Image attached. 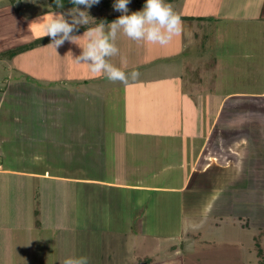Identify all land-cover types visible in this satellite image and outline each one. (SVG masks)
Masks as SVG:
<instances>
[{
  "label": "rangeland",
  "instance_id": "obj_1",
  "mask_svg": "<svg viewBox=\"0 0 264 264\" xmlns=\"http://www.w3.org/2000/svg\"><path fill=\"white\" fill-rule=\"evenodd\" d=\"M246 1L166 0L175 12L191 15L201 13L210 18V21H193L195 38L183 54L171 60H154L126 71L130 73L136 70L139 73L134 80L129 78L127 82H121L105 78L99 87L96 86L97 95L84 93L75 95L79 99L66 97L62 107L67 108L68 112L64 114L74 119L71 122L75 127L79 130L89 129L88 134L92 136L104 137L103 145H107V148L109 139L111 142L117 140L118 149L111 160H106V154L104 160L95 152L92 157L97 158L99 163L92 159L93 165L82 168V173L97 174L104 178L121 173L132 183L141 177L146 183L167 187L182 185L188 164L185 167L184 163L195 161V152L204 143V135L210 127L209 114L215 112L222 97L230 92H257L264 87V58L261 56L264 54V35L260 34L261 31L254 24L251 26L239 20L246 14V10L259 11V5L262 6L263 2L254 0V8L245 9L243 3ZM144 2L131 0L129 10H140ZM218 2H221L220 5ZM50 7L53 9L47 0L40 8L48 11ZM231 8L236 10L234 20L215 23V12L224 13ZM26 11L28 15L32 14L34 7L30 5ZM60 12L65 13L71 22L68 11ZM89 13L96 19L89 17V24L105 16L120 14L113 9V0H100L89 9ZM3 17L0 12V25L5 21L3 30L7 31L4 40L0 36V51L14 50L16 45L23 47L25 43L37 38L38 34H42L30 25L36 17L30 23L21 24L18 18L12 17L14 25H8L9 20L6 22ZM2 28L0 26V30ZM215 59L220 62L219 68H213ZM171 65L176 68L172 73L168 72ZM6 67L0 65V75L8 71ZM12 72L14 79L23 76L17 69ZM6 75L10 78L11 72L8 71ZM24 78L27 77L24 75ZM194 78H199V81ZM231 97L226 98L228 102L223 106L219 129L228 128L223 123L229 122L231 107L236 110L239 107L244 110L246 107L242 100H236L240 103L238 105L233 104ZM29 98L22 107L17 103L18 106L9 110V115L6 114L7 106H4V110L0 111V128L6 125L18 130L22 128L18 123L8 120L19 109L27 118L32 115ZM253 102L257 105L255 109H262L260 100L255 99ZM253 117L250 118V125L260 128L256 125L257 117ZM39 126V130L43 131L46 123L44 126L40 121ZM216 138L213 135L206 141L208 147L201 156L200 170L205 165L209 166V170L205 176L195 174L184 192V209L176 193H152L144 223L143 217L139 218V215L132 218L129 216L130 197L126 191L82 186L76 191L75 199V195L72 196L73 201L68 210L62 207L67 212L71 211L69 214L72 220L67 216L64 221L76 223L75 231L60 229L59 232L58 229L53 236L42 231L36 234V239H40V242H36L28 231L27 234L22 233L24 236L19 234L14 239H8L6 232L1 229L0 264H59L60 259L69 255L87 256L89 264H258L264 260V255L259 253L260 247L264 254V152L253 151L249 154L253 177L246 185L244 156L247 154L239 153L241 159L233 162L231 168L230 151L221 148L220 144L216 145ZM17 139L5 143L6 148L19 151H10L4 160L12 166L27 167L29 163L23 160L24 154L22 157L20 152L22 145L19 141L17 143ZM80 155L78 162L83 161ZM119 159L121 163L117 166ZM111 162L116 165L113 166ZM256 162H260L259 168H254ZM235 170L238 174L237 186L226 179ZM13 179L12 176L0 175V226L23 228L27 226L28 218L13 216L16 208L4 195V185L7 182L10 184ZM219 179H222V184H219L222 190L216 188ZM230 187L234 189L230 190ZM4 197L5 201L2 202ZM178 228V235L181 236L182 232L184 235L180 239H176L177 234L167 237L159 233L149 234V231L163 232L166 229L173 233ZM204 244L213 246L211 254L217 255V258H208L203 254L206 251L204 249L201 250V257H198L199 254L192 255L188 263H185L181 253H174L176 249L183 252L186 248L197 251Z\"/></svg>",
  "mask_w": 264,
  "mask_h": 264
},
{
  "label": "crops",
  "instance_id": "obj_2",
  "mask_svg": "<svg viewBox=\"0 0 264 264\" xmlns=\"http://www.w3.org/2000/svg\"><path fill=\"white\" fill-rule=\"evenodd\" d=\"M222 1L224 0H221V2ZM221 2H218V5H220ZM262 2V6L259 5V11L254 12L246 10V14L240 17L239 20L251 26L254 24L256 29L258 30L259 28V31H261L260 34L264 35V0H262ZM45 3H47V0H0V12L4 16L3 20H6V22L9 20L8 25H14L13 18H18L20 24L23 22L30 23L35 17L37 19V17L43 14H51L55 11V9H51V7L48 11L41 9ZM254 4V0H247L243 3V8H254ZM30 5L34 7V11L32 14L29 13L28 15L26 9L29 8ZM176 14L179 16H192L193 18H181V30L173 36L169 44L161 46L159 44H151L144 41L137 42L131 40L121 32L118 33L115 41L119 52L116 56L111 57L110 61L117 67H121V58L123 57L127 62V66L124 70L130 71L136 66H141L154 60L167 58L171 60V58L173 59L183 54L185 50L193 44L195 38L193 21L198 19L200 22H204L210 18L205 17V15L201 13L191 15L184 12H176ZM235 14V8H231L224 13L215 12L213 18L215 23H218L224 20H234ZM6 17H8V19H6ZM95 24L96 23L93 22V24H89V26H94ZM0 26L3 27L0 30V36H2L1 39L4 40V36L7 34V31L5 32L3 30L5 28V21ZM87 27L88 25L84 30L75 32L73 35H82ZM12 31H14V29H12ZM16 31L17 29L15 32ZM37 39L38 38H35L25 43V46L22 47L23 49L15 55L9 56V51L5 52L6 50L0 51V65H6L8 71L11 72L10 78L6 75L8 72H6V70L0 75V111L6 105V114L9 115L10 109L18 105L20 107L25 105L28 101L27 97L29 96L30 111H33V113L31 112L32 115L28 118L21 113L20 109L19 111H14L17 113L8 121L11 120L18 123L22 127L20 130L12 127L9 128L7 125L6 127L2 126L0 128V175L4 177L6 175L14 177L13 182L11 181L10 184L7 182V184L4 185V195L5 197L7 196V201L14 206V209L16 208L15 212L12 213L13 216L28 218L26 219L27 226L23 228L11 227L7 224H5L7 227L0 226V230L2 229L6 232V238L14 239V236L22 234L23 232H25L23 234H27L26 232L28 231L37 242V240L39 241L40 239H36V234L42 233V231L50 233L51 236L55 235L58 229L59 232L60 229L62 231L63 229L75 231L76 223L73 224L72 222L64 221L67 216L72 220V216L69 214L71 211L67 212L65 209H62V207L66 209L69 208V205L72 204L71 201H73L72 196L75 195V199L77 194L76 191L82 186H100L105 189L115 188L126 191L128 197H130L128 199L129 210L131 212L129 216L132 218L133 216L139 215V218L143 217L142 222L144 221V223L146 222V207L147 204L151 202L150 195L152 193H176L180 200V205L182 209H184L186 202L184 192L189 187L195 174L201 173L205 176L209 170L208 165H205L204 169L200 170V161L201 156L206 153L208 147L206 141H209L213 135L217 137L216 145L220 144L221 148L225 147L230 151L231 157L229 159L231 168L233 166L232 164H234L233 162H237L239 158L241 159L239 153L243 152L242 154H247L244 156L246 162L245 184L247 185L248 182H250L253 173L250 171L249 154L253 151L258 153L264 152V87L257 92H230L226 95L227 97H222L215 112L209 114L211 118L210 127L204 135L206 136L204 143L199 147L198 151L195 152V156L197 154L195 161L184 163L185 167L186 163L188 164L187 169L185 168V178L180 187H167L156 183H146L141 177H138L136 183H132V181L124 178L121 173H115L111 178L99 177L97 174L91 175L87 172L85 174V172L82 173L80 170L93 165L94 160L96 163H99L97 158L92 157L95 152L100 154L102 159L105 160L106 154V160H111V156L114 155L118 149L117 140L111 142L109 139V148H107V145L106 147L103 145L104 137L95 136L94 134L92 136L88 134L89 129L86 128H81L79 130L71 122L74 121V119H69V117L64 114L68 112V109L62 107V104L64 100L67 99L66 97L79 99L75 95L79 96L84 93H86V95L99 94L97 87H99L101 81L105 78L107 79V77L103 74L92 73L86 63H79L75 60L76 56L82 51L79 45L65 41V43L60 45L57 49L53 44H49L50 42L31 47V44ZM77 39H79L81 44L85 43L83 37H78ZM14 48H21V46L16 45ZM261 56L264 58V54ZM219 64L220 62L218 59H215L213 68H219ZM13 69H17L23 76H21L20 79H14V75H12ZM168 69V72L171 71L172 73L176 68L171 65ZM24 75L27 78H24ZM32 80H37L38 82L35 83ZM194 80L198 82L199 78H194ZM9 93L12 95H9ZM248 94H250V96H246ZM233 95L235 96L233 97ZM229 96H232L233 104L238 105L240 103L236 100H242L246 107L244 110L241 107L237 110L235 107H231L229 109V122L223 123L227 124L228 128L219 129L218 125L219 123L221 125L222 122L221 116L223 113V106L228 102L226 98ZM20 97H22L23 100ZM255 99L260 100L259 103L262 109H255V106H257L253 102ZM229 104H231V101H229ZM254 111H257V113ZM254 115L257 117L256 122L258 124L256 125H259L260 128H255V126L252 127L250 125V121H252L250 118ZM40 121L44 123V126L46 123L47 126L44 127L45 129L43 131L39 130ZM15 138H18L16 140L17 143L19 141L22 145L20 152L22 153V157L24 154L23 160L29 163L27 167L19 168L12 166L9 162L7 163L4 160L10 151H19V149L12 151L13 149L5 147V143L11 140L14 141ZM41 143H43V145H41ZM110 147L113 148V151ZM79 154H81V160L84 162H78ZM119 163H121V160L117 162V166ZM192 163H194V165H192ZM213 163L214 162H212V164ZM111 164L113 166L116 165L112 162ZM259 166L260 162H256L254 168H259ZM257 172L258 171H256L255 174H257ZM228 176L229 177L226 179L230 181V184L237 186V170L233 171ZM20 181H22V184ZM15 183L17 184L16 186ZM216 184L218 185L216 188L222 190V186L219 185L222 184V179L217 180ZM231 189L234 188L230 187V190ZM132 193H134V196H131ZM5 197L2 202L5 201ZM63 213L65 214L63 215ZM48 218H53V220H49ZM49 228H51V230ZM160 232L162 231H149V234L157 235L159 233L160 235L164 234L165 237L170 234H177L176 239L184 236L183 232L181 236L178 235L179 228L173 233L168 229L162 233ZM23 234L22 236H24ZM202 242L206 241L202 240ZM212 247L213 246L209 244H204L201 248H198L197 251L186 248L183 252H181V249H176L174 253L176 255L181 253L182 260L188 263V259L192 255L199 254L198 257H201V250L205 249L206 251L203 254L207 255L208 258L213 257L215 259L217 255L211 254L212 250L210 249Z\"/></svg>",
  "mask_w": 264,
  "mask_h": 264
},
{
  "label": "clouds",
  "instance_id": "obj_3",
  "mask_svg": "<svg viewBox=\"0 0 264 264\" xmlns=\"http://www.w3.org/2000/svg\"><path fill=\"white\" fill-rule=\"evenodd\" d=\"M73 7L67 15L63 12L43 14L30 25L38 34L37 38L49 36L57 49L65 41L75 43L82 51L75 60L86 63L94 74H103L109 80L127 82L129 78L136 79L139 73L132 70L126 73V60L121 58V67L114 65L110 58L116 56L119 49L116 46L118 33L134 41H144L151 44L165 46L173 36L181 30V18L166 0H145L140 10L130 11L131 0H113V9L121 14L110 22L100 20V23L89 26V9L100 0H70ZM63 7V4H57ZM94 18V17H92ZM95 19V18H94ZM96 20V19H95ZM79 25H88L82 35H73ZM78 37H83L85 43L81 44ZM59 264H89L87 256L69 255L59 260Z\"/></svg>",
  "mask_w": 264,
  "mask_h": 264
},
{
  "label": "trees",
  "instance_id": "obj_4",
  "mask_svg": "<svg viewBox=\"0 0 264 264\" xmlns=\"http://www.w3.org/2000/svg\"><path fill=\"white\" fill-rule=\"evenodd\" d=\"M49 2L51 3V6L53 7V9L58 10V11H68L69 9H71L73 7V5L71 4L70 0H49ZM57 4H63V7H57ZM120 14L117 15H113V16H105L102 17L100 19H98L95 23H100V20H104L106 22H110L112 20H114L116 17H118ZM180 18H185V19H192V16H180ZM86 26H81L78 27L77 29L74 30L73 33L78 32L80 30H84ZM51 42V38L49 36H44L41 38H38L37 40H35L32 44L31 47L34 45H39V44H45ZM23 48H16L14 50H11L8 52V55H15L16 53L20 52ZM262 248L259 247V253L263 256V252H262ZM258 264H264V260H261Z\"/></svg>",
  "mask_w": 264,
  "mask_h": 264
}]
</instances>
